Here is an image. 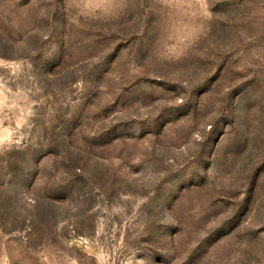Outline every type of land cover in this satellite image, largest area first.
Instances as JSON below:
<instances>
[{"label": "rangeland", "instance_id": "374dc122", "mask_svg": "<svg viewBox=\"0 0 264 264\" xmlns=\"http://www.w3.org/2000/svg\"><path fill=\"white\" fill-rule=\"evenodd\" d=\"M0 264H264V0H0Z\"/></svg>", "mask_w": 264, "mask_h": 264}]
</instances>
